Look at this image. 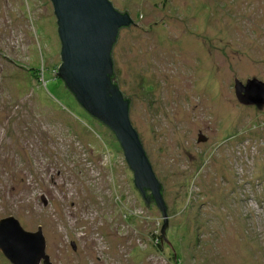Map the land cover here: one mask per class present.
<instances>
[{"label": "rangeland", "instance_id": "1", "mask_svg": "<svg viewBox=\"0 0 264 264\" xmlns=\"http://www.w3.org/2000/svg\"><path fill=\"white\" fill-rule=\"evenodd\" d=\"M108 1L134 24L115 81L175 258L116 139L57 78L50 0H0V219L41 230L50 264H264V105L234 92L264 83V0Z\"/></svg>", "mask_w": 264, "mask_h": 264}, {"label": "water", "instance_id": "2", "mask_svg": "<svg viewBox=\"0 0 264 264\" xmlns=\"http://www.w3.org/2000/svg\"><path fill=\"white\" fill-rule=\"evenodd\" d=\"M50 2L61 45V64L56 75L77 104L116 139L145 206L154 202L162 214L161 248L162 243L171 248L165 237L167 207L163 186L156 181L141 141L130 125L129 102L111 86L109 78L119 30L133 23L128 14L115 10L108 0ZM234 92L238 103L244 106L264 105V83L258 79L245 84L235 79ZM0 252L11 264H50L41 230L26 232L13 217L0 219ZM172 254L174 259L173 249Z\"/></svg>", "mask_w": 264, "mask_h": 264}, {"label": "trees", "instance_id": "3", "mask_svg": "<svg viewBox=\"0 0 264 264\" xmlns=\"http://www.w3.org/2000/svg\"><path fill=\"white\" fill-rule=\"evenodd\" d=\"M114 8V7H113ZM115 9V8H114ZM115 10H117V9H115ZM117 11H119V10H117ZM120 12V11H119ZM124 13H126L127 14V12H124ZM121 30V29H120ZM119 30V31H120ZM118 36H119V33H118ZM118 36H117V39H116V42H117V40H118ZM115 42V43H116ZM115 43H114V45H115ZM114 45H113V47H114ZM112 57V56H111ZM112 63H113V58H112ZM113 66H114V63H113ZM58 68V67H57ZM59 69V68H58ZM32 71V70H31ZM56 71H58L57 69H56ZM33 72V74H32V76H33V78H34V80H36V81H38L39 80V77H38V70H33L32 71ZM58 73V72H57ZM58 78V77H57ZM109 78H110V81H111V86L112 87H114V88H116L117 90H119V88H118V85H117V83H116V81H115V70H114V68H113V72H112V74L109 76ZM59 79V78H58ZM64 86V85H63ZM119 92H120V90H119ZM121 93V92H120ZM122 95V94H121ZM123 96V95H122ZM73 97V96H72ZM74 98V97H73ZM123 98H124V96H123ZM125 100H127V98H124ZM128 102H129V105H130V100L128 99ZM142 144V143H141ZM161 187V186H160ZM161 191H162V188H161ZM157 245L159 246V244L157 243Z\"/></svg>", "mask_w": 264, "mask_h": 264}]
</instances>
